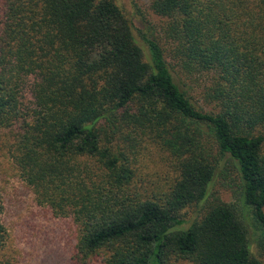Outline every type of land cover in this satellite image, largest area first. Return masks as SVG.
Listing matches in <instances>:
<instances>
[{
	"label": "trees",
	"instance_id": "1",
	"mask_svg": "<svg viewBox=\"0 0 264 264\" xmlns=\"http://www.w3.org/2000/svg\"><path fill=\"white\" fill-rule=\"evenodd\" d=\"M171 45L115 0H0V133L39 205L71 218L72 264H264L244 216L211 192L220 161L264 251V0H152ZM210 75L198 106L175 73ZM178 161L171 190L137 185L144 142ZM200 207L195 217L189 209ZM0 187V264L9 230Z\"/></svg>",
	"mask_w": 264,
	"mask_h": 264
},
{
	"label": "rangeland",
	"instance_id": "2",
	"mask_svg": "<svg viewBox=\"0 0 264 264\" xmlns=\"http://www.w3.org/2000/svg\"><path fill=\"white\" fill-rule=\"evenodd\" d=\"M133 20L135 35L144 50L148 49L144 35L153 33L166 49L169 45L162 29L166 19L150 8L152 0H115ZM147 53V51H146ZM177 82L184 88L193 102L206 110H213L207 104L205 92L211 84L210 75H190L174 72ZM6 137L0 133V187L5 201L3 220L9 230L5 252L19 264H72L71 254L77 242V229L71 218L56 216L48 207L39 205L33 190L20 175L5 144ZM143 152L138 156L137 185L151 197L168 193L178 176L177 159L159 142L147 140ZM241 176L234 161L225 157L211 186V192L223 201L233 203L244 216L249 230L250 243L255 256L264 262L261 247L262 231L258 227L250 207L244 205L241 190ZM189 209V218L200 211ZM175 264H193L186 260Z\"/></svg>",
	"mask_w": 264,
	"mask_h": 264
}]
</instances>
